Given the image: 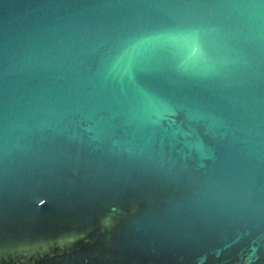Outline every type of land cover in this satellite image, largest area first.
Segmentation results:
<instances>
[{
	"label": "water",
	"instance_id": "95a60500",
	"mask_svg": "<svg viewBox=\"0 0 264 264\" xmlns=\"http://www.w3.org/2000/svg\"><path fill=\"white\" fill-rule=\"evenodd\" d=\"M0 264H264V0H0Z\"/></svg>",
	"mask_w": 264,
	"mask_h": 264
}]
</instances>
